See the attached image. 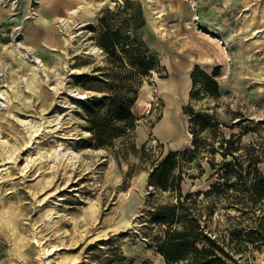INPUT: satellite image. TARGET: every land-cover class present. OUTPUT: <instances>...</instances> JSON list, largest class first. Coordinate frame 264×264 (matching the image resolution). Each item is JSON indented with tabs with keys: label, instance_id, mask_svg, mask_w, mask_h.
<instances>
[{
	"label": "rangeland",
	"instance_id": "374dc122",
	"mask_svg": "<svg viewBox=\"0 0 264 264\" xmlns=\"http://www.w3.org/2000/svg\"><path fill=\"white\" fill-rule=\"evenodd\" d=\"M78 5L92 16L71 20L67 11ZM57 19L70 21L67 31ZM103 33L120 38L112 58L98 44ZM17 43L43 53L44 72ZM124 44L154 70L140 76L128 68ZM175 57L189 62L188 78L195 65L219 73L216 100L202 93L190 100L189 78L181 125L188 130V104L214 116L240 152L252 147L264 172V0H0V264H165L149 247L162 230L150 213L174 203L176 193L148 186V176L168 152L191 148V137L177 148L154 133L165 106L158 86ZM112 91L134 100L135 126L97 147L83 106ZM24 120L34 128L25 130ZM57 145L67 156H54ZM200 157L202 173L180 163L182 195L203 193L215 179L210 155ZM234 197H221L208 216L201 194V220L223 238L232 264H264V199Z\"/></svg>",
	"mask_w": 264,
	"mask_h": 264
},
{
	"label": "trees",
	"instance_id": "16d2710c",
	"mask_svg": "<svg viewBox=\"0 0 264 264\" xmlns=\"http://www.w3.org/2000/svg\"><path fill=\"white\" fill-rule=\"evenodd\" d=\"M98 44L112 58L121 42L116 33H103L98 39ZM120 51L128 68L138 75L147 76L154 70L152 60L147 61L132 47L124 44ZM218 74L217 68L212 74H208L195 65L189 75V99H197L200 93L213 100L218 99L220 94L215 80ZM133 102V99L120 98L112 91L107 95L92 96L84 103L88 130L97 147L108 145L113 139L134 129L135 118L130 111ZM183 110L188 117L191 148L168 152L148 176V186L162 192L176 193L174 203L158 206L150 213L149 222L158 225L162 230L161 234L153 237L149 247L154 249L165 264H232V256L224 248L223 238L219 239L206 230L207 223L206 220H201V201L198 198L202 194L207 201L203 207L208 216L214 211L221 197L226 200L230 196L231 200L235 201L238 198L234 197L235 195L245 194L251 203L258 202L264 199V172L252 162V147H245L244 151L240 152L241 144L235 135L231 134L228 139L225 138L221 131L217 130L219 124L214 116L193 111L190 104ZM114 121L122 122L123 130L113 129ZM202 153L210 155L207 159L212 172L209 178L215 179L203 193L182 195L180 163L192 162L202 173L199 164ZM217 154L222 158L220 163L213 159ZM188 178L195 177L188 175ZM232 203L226 202L227 207Z\"/></svg>",
	"mask_w": 264,
	"mask_h": 264
},
{
	"label": "bare ground",
	"instance_id": "6f19581e",
	"mask_svg": "<svg viewBox=\"0 0 264 264\" xmlns=\"http://www.w3.org/2000/svg\"><path fill=\"white\" fill-rule=\"evenodd\" d=\"M111 4H113V2ZM145 13L147 16H150L149 9H146ZM67 14L69 15V18L71 20L77 17L84 19L92 16V13L82 5H78L76 6V8L68 9ZM68 22L70 21L66 19H57L55 20L54 24L55 26L59 27L61 31H67ZM69 39L72 40V37H70ZM53 41L54 40L50 38L48 40V44L53 43ZM67 43L68 40L63 39V44L67 45ZM15 48H17V50L23 49L22 51L24 52L25 57L29 55L32 57L33 62L36 64V69H39L42 72L45 71L43 64L44 62L41 58L43 53H41L40 50H37L39 54V56L37 57L35 55H32L31 50L28 49V47L25 46L23 48L22 45L19 43H17ZM169 63L171 64V73L167 80L161 81L158 86V94L163 97L165 106L161 119L159 120V122H157L154 127V133L155 137H159L162 140H169V143L173 147L177 146V148H179L178 146H181L182 143L186 142L190 138L188 130L185 128L184 125H181L179 119V105L185 98L188 90V71L190 64L187 60L178 59L176 57L170 59ZM2 99H5V96L4 94L0 93V101ZM0 106L4 107V104L0 103ZM51 113L57 116L55 108L52 109ZM22 125L24 126L25 130H31L32 128H34V125L28 120L22 121ZM61 151V145H57L53 151L54 156L56 158L67 156V154ZM4 153L5 155H7V158L11 157V154L8 150H6ZM45 253H47V251Z\"/></svg>",
	"mask_w": 264,
	"mask_h": 264
}]
</instances>
